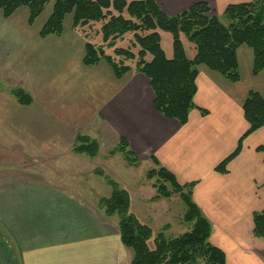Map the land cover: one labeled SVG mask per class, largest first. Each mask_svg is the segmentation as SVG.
Listing matches in <instances>:
<instances>
[{
	"label": "crops",
	"instance_id": "1",
	"mask_svg": "<svg viewBox=\"0 0 264 264\" xmlns=\"http://www.w3.org/2000/svg\"><path fill=\"white\" fill-rule=\"evenodd\" d=\"M156 1L169 16L203 2L222 17L229 5L253 0ZM51 12L52 9L48 18ZM29 15L26 7L10 18L0 11V53L2 31L9 29L5 24L9 22L17 31L18 27L27 29L31 27ZM69 33L71 42L85 47L86 41L80 34L72 33L71 29ZM61 38L58 37L59 41ZM81 55L85 57V50ZM238 61L241 73L238 83L204 66L199 68L196 108L186 125L156 111L155 95L145 75L133 70L118 79L105 62L94 67L83 64L84 68L79 67L76 75L71 74L67 89L90 94V99H82L76 105L38 102L35 94L29 93L34 98L33 105L41 107L42 116L48 120L85 125L87 134L101 145L112 138L116 145L120 138H125L140 163L148 161L156 166L152 161L156 158L181 185L195 182L193 200L210 221V242L225 253L226 264H264V240L253 235L254 213L264 210V151L258 150L260 147L264 150V128L245 139L240 155L230 162L226 174L215 171L234 153L249 129L243 111L248 94L258 91L264 96V72L258 76L252 73L253 51L241 47ZM17 109L20 110L18 106ZM27 113L21 110V115L14 114L17 125L31 123L32 119H23ZM57 122L55 125L59 126ZM57 137L58 144L66 142L61 133ZM64 150L67 149L58 150L59 155H64ZM38 180L42 181H27L20 187L14 182L15 186L11 184L10 191L0 196V220L10 232L12 243L17 245L20 264H121L119 255L125 247L120 234L105 223L113 217H107L97 207L98 203L93 210L86 206L93 203L82 197L58 191L75 189L66 183L61 186L62 180L59 184L49 179ZM100 216L105 218L104 222H100ZM68 220L71 225L65 222Z\"/></svg>",
	"mask_w": 264,
	"mask_h": 264
},
{
	"label": "trees",
	"instance_id": "2",
	"mask_svg": "<svg viewBox=\"0 0 264 264\" xmlns=\"http://www.w3.org/2000/svg\"><path fill=\"white\" fill-rule=\"evenodd\" d=\"M50 4L52 12L39 32L41 38L63 36L66 17L72 15L71 28L86 39L83 64L94 67L105 62L118 79L133 70L145 75L155 95L156 111L181 125L188 123L191 111L196 108L201 66L238 83L241 80L238 50L245 46L253 51V75L264 72V0L229 5L222 15L226 24L212 15L211 7L203 2L175 16L167 15L156 0H0V11L5 18H10L18 9L26 7L30 14L28 23L33 26ZM96 25H99L98 32L94 31ZM87 29L94 31V36L102 35V44L90 41L91 33ZM161 31L173 37V58L166 56ZM128 35L130 39L124 41L128 40L129 48L118 47L117 43ZM182 35L195 46L193 58L186 55ZM111 49L113 54H108L107 50ZM114 57L125 61H116ZM127 61L134 64L126 65ZM12 95L21 106L34 103L33 96L21 87L13 89ZM243 111L249 129L234 153L216 167L218 173L226 174L230 162L240 155L245 139L264 128V96L261 93L251 91ZM203 113L206 112L203 110ZM258 150L264 151L262 147ZM74 152L96 158L100 144L87 135H80L76 138ZM117 154H122L128 165L140 166L127 139L120 138L109 153L110 156ZM152 161L157 167L148 171L147 178L156 181L154 199H171L177 195L186 206L183 222L190 229L179 237L170 238L165 232L154 236L152 227L131 212L129 192L108 180L113 192L110 197L99 200V208L109 218L118 216L121 242L132 252L130 264H226L225 253L210 242V221L193 200L196 183L181 185L156 158ZM253 222L254 237L264 240V210L254 213ZM0 248L7 264H20L15 252L1 237Z\"/></svg>",
	"mask_w": 264,
	"mask_h": 264
},
{
	"label": "rangeland",
	"instance_id": "3",
	"mask_svg": "<svg viewBox=\"0 0 264 264\" xmlns=\"http://www.w3.org/2000/svg\"><path fill=\"white\" fill-rule=\"evenodd\" d=\"M51 7V4L48 5L40 19L27 29L18 27L17 31L7 22L5 25L9 29L2 31L4 40L0 53V196L5 191L9 192L14 182L19 183L20 187L27 181H42L38 179H49L47 181L56 184L62 180L61 186H65L66 183L75 189L58 191H66L67 195L76 194L82 197L93 203L91 205L87 203L86 206L95 210L97 203L99 207L101 198L112 195L113 188L108 184V180H112L129 192L131 212L152 227L154 236L165 232L170 238L179 237L190 229L189 225L183 222L186 206L177 195L171 199H154L157 195L153 187L156 181L148 180L147 173L156 166L151 162L142 161L140 166L133 167L128 165L122 154L110 156V151L119 143L118 141L115 145L113 138L106 145L103 143L101 145V142L97 140L100 144L98 157H77L74 153L76 138L80 135L89 136L85 125L60 124L56 119L48 120L42 116L43 110L38 105L34 104L32 107L25 108L13 97L12 90L23 87L28 93L35 94L38 102L46 101L51 104L70 106L76 105L82 99H90L89 93H74L67 89L71 74L76 75L79 72L78 68L84 66L81 54H84L85 47L79 42L69 40L70 29L72 33L82 36V33L71 28L72 15L66 17L65 33L60 41L56 36L47 39L39 36V31L47 21ZM212 15L216 14L212 12ZM219 18L223 23H227L224 17ZM98 30L99 25H96L94 31L98 32ZM94 31H89L91 33L89 40L96 45L102 44V35L97 33L94 36ZM160 34L166 56L173 58L172 35L166 31H161ZM129 36L120 40L117 43L118 47L129 48L128 40L124 41L130 39ZM181 39L187 57L193 58L196 54L194 44L184 35ZM107 52L113 54V49ZM114 58L116 61H125L120 57ZM133 64L134 62L131 61L126 62V65ZM44 90L49 91L44 92ZM21 110L28 112L26 117H23L24 120L32 119L29 125H17L14 114L19 112L21 115ZM56 122L59 126L55 125ZM60 133L66 142L58 144L56 137ZM63 149H67L64 150L65 154L59 155L61 152L58 153V150ZM99 218L100 222L105 221L104 217ZM65 222H68V225L72 224L69 220ZM118 222L119 218L116 215L109 220V223H105L108 224L106 227L119 232ZM0 235L21 261V256L15 250L17 245L12 243L10 232L1 220ZM150 245L153 247L152 241ZM121 251V253L118 252L121 264L122 262L129 264L132 252L125 248Z\"/></svg>",
	"mask_w": 264,
	"mask_h": 264
},
{
	"label": "water",
	"instance_id": "4",
	"mask_svg": "<svg viewBox=\"0 0 264 264\" xmlns=\"http://www.w3.org/2000/svg\"><path fill=\"white\" fill-rule=\"evenodd\" d=\"M0 264H7L4 254L0 248Z\"/></svg>",
	"mask_w": 264,
	"mask_h": 264
}]
</instances>
